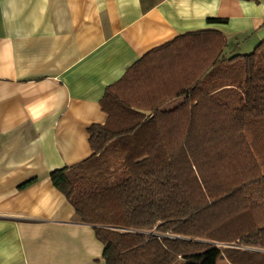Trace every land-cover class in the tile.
I'll return each mask as SVG.
<instances>
[{"label": "trees", "instance_id": "16d2710c", "mask_svg": "<svg viewBox=\"0 0 264 264\" xmlns=\"http://www.w3.org/2000/svg\"><path fill=\"white\" fill-rule=\"evenodd\" d=\"M225 46L204 29L144 54L105 88L90 155L49 171L104 264H207L213 247L264 264V38Z\"/></svg>", "mask_w": 264, "mask_h": 264}, {"label": "crops", "instance_id": "0c3cea01", "mask_svg": "<svg viewBox=\"0 0 264 264\" xmlns=\"http://www.w3.org/2000/svg\"><path fill=\"white\" fill-rule=\"evenodd\" d=\"M204 29L224 36L226 58L248 53L264 38V0H0V264H104L48 173L90 155L108 85Z\"/></svg>", "mask_w": 264, "mask_h": 264}, {"label": "rangeland", "instance_id": "374dc122", "mask_svg": "<svg viewBox=\"0 0 264 264\" xmlns=\"http://www.w3.org/2000/svg\"><path fill=\"white\" fill-rule=\"evenodd\" d=\"M218 246V244H217ZM205 260L207 264H230L225 258L220 255V250L218 248H211L204 253Z\"/></svg>", "mask_w": 264, "mask_h": 264}]
</instances>
